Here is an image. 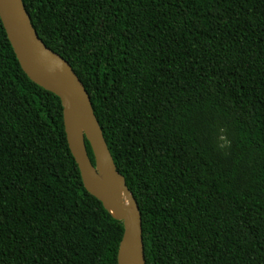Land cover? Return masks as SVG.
<instances>
[{
    "label": "trees",
    "instance_id": "obj_1",
    "mask_svg": "<svg viewBox=\"0 0 264 264\" xmlns=\"http://www.w3.org/2000/svg\"><path fill=\"white\" fill-rule=\"evenodd\" d=\"M24 3L91 96L147 264H264V0ZM123 233L0 17V264H118Z\"/></svg>",
    "mask_w": 264,
    "mask_h": 264
},
{
    "label": "water",
    "instance_id": "obj_2",
    "mask_svg": "<svg viewBox=\"0 0 264 264\" xmlns=\"http://www.w3.org/2000/svg\"><path fill=\"white\" fill-rule=\"evenodd\" d=\"M0 17L25 72L61 98L69 146L85 187L123 222L118 264H147L139 204L118 169L86 86L72 65L41 38L24 0H0ZM86 139L92 146L95 164Z\"/></svg>",
    "mask_w": 264,
    "mask_h": 264
}]
</instances>
